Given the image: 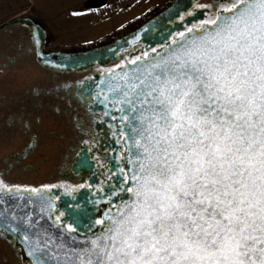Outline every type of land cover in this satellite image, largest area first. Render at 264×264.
Here are the masks:
<instances>
[{
    "label": "snow or ice",
    "instance_id": "6c2138e0",
    "mask_svg": "<svg viewBox=\"0 0 264 264\" xmlns=\"http://www.w3.org/2000/svg\"><path fill=\"white\" fill-rule=\"evenodd\" d=\"M199 27L108 82L129 167L91 238L68 243L79 225L50 196L55 232L0 201V240L22 239L29 264H264V0H227Z\"/></svg>",
    "mask_w": 264,
    "mask_h": 264
},
{
    "label": "flooded vegetation",
    "instance_id": "af4514ba",
    "mask_svg": "<svg viewBox=\"0 0 264 264\" xmlns=\"http://www.w3.org/2000/svg\"><path fill=\"white\" fill-rule=\"evenodd\" d=\"M226 2L195 0L166 27V38L155 41L158 34L128 43L126 36L161 7L151 8L96 42L69 46L86 48L103 42L111 56L67 67L47 56L50 49L59 47L50 44L47 24L27 6L0 20V181L22 190L40 189L46 217L50 210L41 196L45 200L52 197L56 209L68 215L66 222L79 225L72 240L82 243L91 238L88 225L119 203L115 197L108 203L109 193L114 188L119 191L121 177L116 173L129 167L122 139L124 125L119 119L122 114L104 100L100 85L133 66L131 61L138 56L147 53L144 59H151L174 46L180 33L188 35L187 29L195 27L199 33L202 22ZM118 40L125 42L117 44ZM47 221L55 228L53 221ZM29 261L22 239L9 234L8 240H0V264Z\"/></svg>",
    "mask_w": 264,
    "mask_h": 264
},
{
    "label": "rangeland",
    "instance_id": "374dc122",
    "mask_svg": "<svg viewBox=\"0 0 264 264\" xmlns=\"http://www.w3.org/2000/svg\"><path fill=\"white\" fill-rule=\"evenodd\" d=\"M77 1L79 0H0V20L27 6L30 12L48 19L44 22L51 34L50 44L63 48L96 42L166 0H107L99 9L90 8L86 0L83 3L89 15L82 20V24H78L72 15L75 12L73 4Z\"/></svg>",
    "mask_w": 264,
    "mask_h": 264
},
{
    "label": "water",
    "instance_id": "95a60500",
    "mask_svg": "<svg viewBox=\"0 0 264 264\" xmlns=\"http://www.w3.org/2000/svg\"><path fill=\"white\" fill-rule=\"evenodd\" d=\"M195 0H166L159 7L160 11L149 21H147L144 25L137 28L129 35H127L126 39L128 43L136 40H146L152 38L154 35L157 36L155 41H161L166 38L168 32L166 33V27L171 26V21L174 20L178 14L186 9H188ZM105 0H88V5L91 7L101 6ZM163 7V8H162ZM41 26L40 23H37ZM171 28H169L170 30ZM42 30L45 34L47 31L42 27ZM172 30V29H171ZM156 37V36H155ZM125 41L118 40L117 44H124ZM107 45L103 42L97 43L91 47H67V48H57L50 49L47 56L51 59L57 60V65L67 66H76L77 64H90L94 60H98L102 58L104 55L111 56L112 51L110 52L106 49ZM171 46L169 48H174ZM169 48L166 49L160 55H164L169 51ZM133 66H127L122 72L116 75H112L107 77L105 80V84L100 85V87L104 90V93L107 94L111 98V93H107V84L109 81L113 80L114 77H118L123 74V72L128 71ZM20 197V198H18ZM30 198L32 203L26 204L25 200ZM40 196L39 194L31 195L30 193H0V201L4 202L5 208L11 211H15L19 214H23L24 212H30L34 214L37 218H40L42 215L45 217L44 219H40V223L38 226H42V229H50L52 232H55L56 229L53 228L47 221L45 214L41 213V205H40ZM75 241L72 239L68 240V243H74ZM79 243V242H75ZM27 245L25 244V248Z\"/></svg>",
    "mask_w": 264,
    "mask_h": 264
},
{
    "label": "crops",
    "instance_id": "0c3cea01",
    "mask_svg": "<svg viewBox=\"0 0 264 264\" xmlns=\"http://www.w3.org/2000/svg\"><path fill=\"white\" fill-rule=\"evenodd\" d=\"M86 0H79V1H77L76 3H74L73 4V8H74V11L75 12H82V13H84V15H81V16H75L74 18V20L78 23V24H82V20L84 21V19H85V17L87 16V15H89V13H88V10H86L85 9V7H84V3L83 2H85ZM107 2V0H105V2L102 4V6L103 5H105V3ZM90 8H92L91 6H89ZM94 9H99V8H101V6L100 7H93ZM67 9H69V8H67ZM76 9H77V11H76ZM30 10V9H29ZM98 11H100V10H98ZM14 13V12H13ZM31 13H33V12H31ZM34 14H37V15H39L38 13H34ZM64 19H66V20H70V19H67L66 17H63ZM78 19V20H77ZM42 20H48V19H43L42 18ZM53 28V27H52Z\"/></svg>",
    "mask_w": 264,
    "mask_h": 264
}]
</instances>
